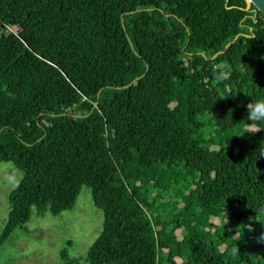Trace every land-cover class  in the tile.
<instances>
[{
  "label": "trees",
  "instance_id": "trees-1",
  "mask_svg": "<svg viewBox=\"0 0 264 264\" xmlns=\"http://www.w3.org/2000/svg\"><path fill=\"white\" fill-rule=\"evenodd\" d=\"M257 101L245 0H0V163L22 174L0 246L86 187L103 223L85 264H264Z\"/></svg>",
  "mask_w": 264,
  "mask_h": 264
},
{
  "label": "rangeland",
  "instance_id": "rangeland-1",
  "mask_svg": "<svg viewBox=\"0 0 264 264\" xmlns=\"http://www.w3.org/2000/svg\"><path fill=\"white\" fill-rule=\"evenodd\" d=\"M8 30L15 32L14 27ZM22 177L11 163H0V233L5 225L9 206L8 195ZM102 212L94 207L90 190L82 187L71 210L53 216L37 214L31 208L29 221L16 229L0 246V264H67L60 251L68 246L70 264H85L82 260L102 229ZM217 223V220H215Z\"/></svg>",
  "mask_w": 264,
  "mask_h": 264
},
{
  "label": "clouds",
  "instance_id": "clouds-1",
  "mask_svg": "<svg viewBox=\"0 0 264 264\" xmlns=\"http://www.w3.org/2000/svg\"><path fill=\"white\" fill-rule=\"evenodd\" d=\"M247 113L248 117L264 122V101H257L251 106L248 105ZM249 227L251 226L249 225ZM261 238L264 239V234Z\"/></svg>",
  "mask_w": 264,
  "mask_h": 264
},
{
  "label": "water",
  "instance_id": "water-1",
  "mask_svg": "<svg viewBox=\"0 0 264 264\" xmlns=\"http://www.w3.org/2000/svg\"><path fill=\"white\" fill-rule=\"evenodd\" d=\"M246 2V7L248 8L250 5H253L254 8L259 11L263 16H264V0H245ZM238 35L235 36V38L233 39L232 42H234L236 39H237ZM228 43L226 46H225V49H227V47L232 43ZM145 75V73L141 76L143 77Z\"/></svg>",
  "mask_w": 264,
  "mask_h": 264
}]
</instances>
